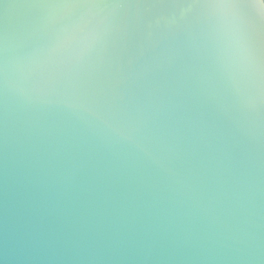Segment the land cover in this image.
Returning a JSON list of instances; mask_svg holds the SVG:
<instances>
[{
  "label": "water",
  "instance_id": "1",
  "mask_svg": "<svg viewBox=\"0 0 264 264\" xmlns=\"http://www.w3.org/2000/svg\"><path fill=\"white\" fill-rule=\"evenodd\" d=\"M0 264H264V0H0Z\"/></svg>",
  "mask_w": 264,
  "mask_h": 264
}]
</instances>
